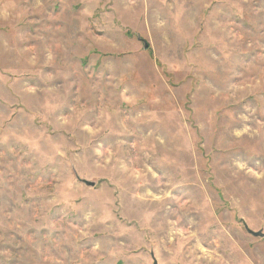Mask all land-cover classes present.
<instances>
[{
    "label": "rangeland",
    "instance_id": "1",
    "mask_svg": "<svg viewBox=\"0 0 264 264\" xmlns=\"http://www.w3.org/2000/svg\"><path fill=\"white\" fill-rule=\"evenodd\" d=\"M0 264H264V0H0Z\"/></svg>",
    "mask_w": 264,
    "mask_h": 264
},
{
    "label": "water",
    "instance_id": "2",
    "mask_svg": "<svg viewBox=\"0 0 264 264\" xmlns=\"http://www.w3.org/2000/svg\"><path fill=\"white\" fill-rule=\"evenodd\" d=\"M87 185H93V183H91V182H85ZM246 229V231L249 233V234H251L252 236H255V237H262L263 236V233L262 232H260V231H257V232H253V231H251V230H249L247 227L245 228Z\"/></svg>",
    "mask_w": 264,
    "mask_h": 264
}]
</instances>
